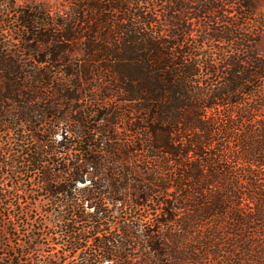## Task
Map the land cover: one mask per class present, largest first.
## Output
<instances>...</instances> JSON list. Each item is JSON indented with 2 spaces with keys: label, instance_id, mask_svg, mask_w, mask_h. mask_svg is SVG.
I'll return each instance as SVG.
<instances>
[{
  "label": "trees",
  "instance_id": "trees-1",
  "mask_svg": "<svg viewBox=\"0 0 264 264\" xmlns=\"http://www.w3.org/2000/svg\"><path fill=\"white\" fill-rule=\"evenodd\" d=\"M0 208V264H264L259 0H0Z\"/></svg>",
  "mask_w": 264,
  "mask_h": 264
},
{
  "label": "rangeland",
  "instance_id": "rangeland-1",
  "mask_svg": "<svg viewBox=\"0 0 264 264\" xmlns=\"http://www.w3.org/2000/svg\"><path fill=\"white\" fill-rule=\"evenodd\" d=\"M15 2V4L17 6H23V5H27V4H37L40 3L44 6H49L52 9H62L67 5L68 0H13ZM261 7L264 10V0H259ZM38 180L36 179V181L33 184L34 188L33 190H35L29 197L27 200H24L23 203H25L26 201H28L30 204L28 205V207H25V210H23V212H27L28 210L30 211V215L32 217H30L31 219H27V220H8L7 218H4L3 221L1 220V222H3V224H5V228L9 226V230H11L10 232H12L13 234H16L15 237L11 236L10 237V241H11V245L17 243L18 241L17 238L19 237V234H22L23 228L21 227L22 222H24V224L29 223L31 224L32 222H36L39 224L44 225V231L42 232L43 235V241H41V249L38 250V256L41 257L42 261H47L50 258H54L56 257L57 251L60 250L59 245H57L56 242H54L56 245H52L53 242H50V238L55 236H58L61 234V229L59 228V224L56 220V216L49 214L51 208L48 206L50 204L48 197L44 194V193H40L38 191V189H36V187L38 186ZM88 184V182L86 183ZM35 186V187H34ZM80 187H82V184H79ZM33 199H36V201L34 202L35 205H31L33 204ZM152 208L153 207H148L145 211H138L137 213H133L135 216L137 215H141L144 217L150 216V214H152ZM3 209L0 208V212H2ZM45 212L48 213V215H45V219H33L34 217H38L42 214H45ZM124 212V211H123ZM56 214V213H55ZM127 214H130V211L127 210ZM132 214V213H131ZM137 214V215H136ZM42 218V217H41ZM42 222V223H41ZM119 222H123V220H119ZM14 225V226H13ZM16 226V227H15ZM36 226V225H35ZM4 227V226H3ZM13 228L15 229L13 230ZM2 229V228H1ZM3 230V229H2ZM63 233V231H62ZM0 234H2V236H4V230L3 233L1 232ZM6 240H8L7 236L5 237ZM60 243H62L61 240H59ZM49 243H50V247H49ZM91 251L88 249V253H90Z\"/></svg>",
  "mask_w": 264,
  "mask_h": 264
}]
</instances>
